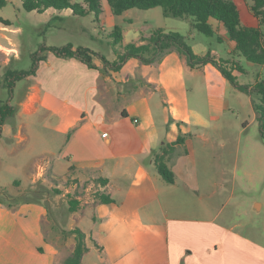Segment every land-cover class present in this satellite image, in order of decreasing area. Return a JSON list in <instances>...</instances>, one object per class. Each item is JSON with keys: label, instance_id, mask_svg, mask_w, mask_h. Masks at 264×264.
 <instances>
[{"label": "crops", "instance_id": "obj_1", "mask_svg": "<svg viewBox=\"0 0 264 264\" xmlns=\"http://www.w3.org/2000/svg\"><path fill=\"white\" fill-rule=\"evenodd\" d=\"M132 11L115 16L103 0L99 19L93 15L101 34L121 26L125 46L143 45L150 34L128 38L135 25ZM44 13L64 23L77 17L70 9ZM243 16L248 25L259 26L251 12ZM127 20L129 25H123ZM210 24L211 38L227 46L226 59L203 43L191 48L201 57L211 53L230 70L236 43L221 23L211 19ZM68 44L90 49L72 42L60 47ZM43 56L35 76L26 80L14 120L3 127L0 192L8 186L2 173L25 171L26 186L21 180L15 195L42 180L64 189L54 204L69 195L67 208L70 201L80 206L69 212L66 229L58 213L51 219L43 200L14 208L0 202V264H64L76 247L75 236L64 232L75 228L86 235L82 264H264L263 247L234 231L221 233L218 219L208 217L213 210L205 207L215 204L218 183L203 179L194 141L210 142L205 130L217 127L228 106L227 86L226 92L215 93L223 76L214 65L192 68L177 50L151 64L131 58L118 72L106 70L99 57L90 68L49 51ZM167 145L174 147L167 157L173 184L154 161ZM26 157L33 158L32 168L22 163ZM102 195L113 202L102 203Z\"/></svg>", "mask_w": 264, "mask_h": 264}, {"label": "rangeland", "instance_id": "obj_2", "mask_svg": "<svg viewBox=\"0 0 264 264\" xmlns=\"http://www.w3.org/2000/svg\"><path fill=\"white\" fill-rule=\"evenodd\" d=\"M235 1L240 5L243 15L250 17L253 0ZM132 12L131 18L135 25L131 28L128 38L138 32L151 35L159 27H164L168 33L177 32L183 35L190 46L203 43L213 49H219L222 56L225 59L227 57L225 51L223 52L227 46L218 44L216 39L193 29L191 18L182 20L165 17L160 7L150 11L133 9ZM6 19L11 23L9 26L2 21ZM164 22L166 26H163ZM123 25L128 26V20ZM70 42L88 45L90 49L107 59L117 56L116 49L123 52L125 47L124 43L113 47L108 34L100 33L93 14L86 18L76 17L64 23L45 13L27 12L23 9L21 0H10L5 8L0 9V87L3 86L2 81L7 71L30 70L34 54L39 52L42 46L60 47ZM232 57L244 70V73L236 72L239 84L249 86L264 79L262 66L251 63L237 54ZM221 80L223 86L215 89V93L224 90L226 92L227 86V110L220 115L215 129L205 130V137L209 139V143L203 140L194 141L197 148V164L199 170L203 171V179L215 180L218 183L215 189L218 190L215 204H205L206 208L213 210V215L207 216L218 219L216 224L221 233L225 230L234 231L248 239L254 246L264 248V141L260 137L259 125L251 104L252 98L237 91L226 78L223 77ZM188 83L193 89L194 83L192 81ZM28 84L29 82L25 80L18 83L13 102L15 108L26 93ZM203 93H208L206 86ZM3 94L4 92L0 91V98H3ZM204 111L207 112V108ZM18 155L16 152L15 156ZM22 163H29V167L32 168L34 160L26 157ZM24 174L25 171L2 173L8 185L3 192L13 197L22 196L24 200H43L50 208L51 219L58 213V220L69 229L71 227L67 221L69 195L62 197L58 204H54V198L64 192V189L58 184L50 188L42 180L33 188L15 195L21 180L24 181L22 185L26 186ZM32 189L39 190L40 193L32 195L29 193Z\"/></svg>", "mask_w": 264, "mask_h": 264}, {"label": "trees", "instance_id": "obj_3", "mask_svg": "<svg viewBox=\"0 0 264 264\" xmlns=\"http://www.w3.org/2000/svg\"><path fill=\"white\" fill-rule=\"evenodd\" d=\"M23 9L27 12L44 13L49 9L63 11L70 9L74 16L86 17L94 14L99 19L102 14L103 0H21ZM115 16H121L124 12L139 9L148 11L155 8H162L165 17L176 19H192V28L203 33L208 37L214 36V30L210 20H216L221 23L227 34L233 42L236 43L235 54L245 58L247 61L260 65L264 70V0H253L250 6V12L259 20L258 27H252L244 21V16L240 5L235 0H106ZM9 0H0V9L8 5ZM7 26L11 23L8 20H2ZM112 45L116 48L123 41L122 28L117 26L108 34ZM143 45L129 44L124 47L123 52L115 50L117 60L110 62L100 53L94 52L89 48L77 47L72 44L62 47L42 46L39 52L33 56L34 62L32 68L27 71L9 70L5 73L2 88L3 98H0V139L3 135V127L11 122L18 108L13 105L15 99V90L20 81H26L35 76L41 61L44 60L43 53L49 51L60 58H76L90 68H94L93 59L99 57L106 70L118 72L123 65L131 58L140 59L144 63H156L160 61L167 53L177 50L186 56L190 67L195 68L212 64L224 78L233 84L240 92L252 98V106L255 112L256 120L259 125V133L264 141V79L256 81L252 85H241L233 75V71L244 73L243 68L237 61L233 62L231 70L226 66L216 62L211 53L206 56H198L194 53L186 38L176 32H165L163 29L155 30L149 38H143ZM256 98V99H255ZM183 139L178 140V144ZM174 152V147L167 145L162 153L154 156L155 165L160 175L170 184L175 182L174 173L168 167L167 157ZM45 191V190H44ZM32 195L40 193L39 190H29ZM40 200H24L22 196H10L6 192H0V202L6 204L9 208H14L19 204L39 202ZM102 203H112L113 200L107 196H100ZM80 204L77 201H70L69 212L74 213L78 210ZM67 237L75 236L76 247L72 255L65 259L64 264H82V258L88 251L86 245V235L79 229L64 232Z\"/></svg>", "mask_w": 264, "mask_h": 264}, {"label": "built area", "instance_id": "obj_4", "mask_svg": "<svg viewBox=\"0 0 264 264\" xmlns=\"http://www.w3.org/2000/svg\"><path fill=\"white\" fill-rule=\"evenodd\" d=\"M104 136H106V134H104ZM40 171H42V170H40Z\"/></svg>", "mask_w": 264, "mask_h": 264}]
</instances>
